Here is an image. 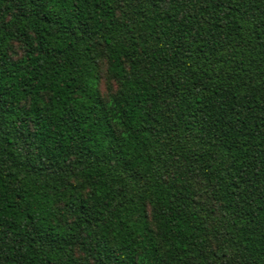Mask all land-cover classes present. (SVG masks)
<instances>
[{
	"label": "trees",
	"instance_id": "trees-1",
	"mask_svg": "<svg viewBox=\"0 0 264 264\" xmlns=\"http://www.w3.org/2000/svg\"><path fill=\"white\" fill-rule=\"evenodd\" d=\"M0 264H264V0H0Z\"/></svg>",
	"mask_w": 264,
	"mask_h": 264
},
{
	"label": "rangeland",
	"instance_id": "rangeland-1",
	"mask_svg": "<svg viewBox=\"0 0 264 264\" xmlns=\"http://www.w3.org/2000/svg\"><path fill=\"white\" fill-rule=\"evenodd\" d=\"M101 88H102V91L105 93L106 92V88H105V85L103 83L101 85Z\"/></svg>",
	"mask_w": 264,
	"mask_h": 264
}]
</instances>
